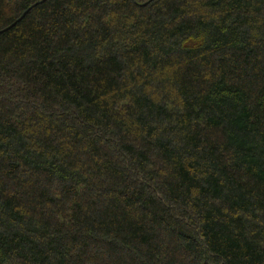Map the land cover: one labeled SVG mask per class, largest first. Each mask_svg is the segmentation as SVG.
Instances as JSON below:
<instances>
[{
  "label": "trees",
  "instance_id": "1",
  "mask_svg": "<svg viewBox=\"0 0 264 264\" xmlns=\"http://www.w3.org/2000/svg\"><path fill=\"white\" fill-rule=\"evenodd\" d=\"M0 264H264V0H0Z\"/></svg>",
  "mask_w": 264,
  "mask_h": 264
}]
</instances>
